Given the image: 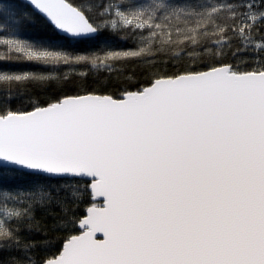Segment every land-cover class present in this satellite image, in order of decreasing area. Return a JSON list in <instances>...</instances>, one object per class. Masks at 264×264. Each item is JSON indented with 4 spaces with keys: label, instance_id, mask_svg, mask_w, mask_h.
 <instances>
[{
    "label": "snow or ice",
    "instance_id": "1",
    "mask_svg": "<svg viewBox=\"0 0 264 264\" xmlns=\"http://www.w3.org/2000/svg\"><path fill=\"white\" fill-rule=\"evenodd\" d=\"M0 264H264V0H0Z\"/></svg>",
    "mask_w": 264,
    "mask_h": 264
},
{
    "label": "trees",
    "instance_id": "2",
    "mask_svg": "<svg viewBox=\"0 0 264 264\" xmlns=\"http://www.w3.org/2000/svg\"><path fill=\"white\" fill-rule=\"evenodd\" d=\"M72 2H76V0H72ZM31 35H38V33H32V34H30V36H31ZM112 39H113V42H115V43H117V44L120 43L119 41H116L114 37H113ZM8 66L11 67V65H8Z\"/></svg>",
    "mask_w": 264,
    "mask_h": 264
}]
</instances>
